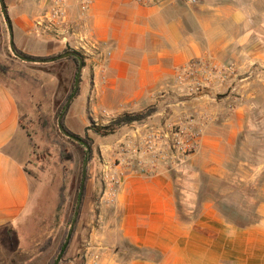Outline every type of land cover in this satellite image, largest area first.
<instances>
[{
  "label": "crops",
  "instance_id": "obj_1",
  "mask_svg": "<svg viewBox=\"0 0 264 264\" xmlns=\"http://www.w3.org/2000/svg\"><path fill=\"white\" fill-rule=\"evenodd\" d=\"M3 1L15 46L34 47L51 0ZM64 1L66 26L60 33L90 38L109 52L106 81H95L105 108L141 112L187 63L208 60L233 68L235 94L243 99L232 98V93L224 99L229 107L230 100L240 102L233 110L245 115L252 95L244 91L249 77L243 74L250 64L264 66V24L259 30L250 25L254 16L264 14L250 6L252 0H195L193 5L172 0L156 7L131 0ZM84 1L89 4L82 14ZM55 40L47 47H63ZM216 106L213 114H221L223 103ZM21 116L15 93L0 78V230L14 231L20 243L26 227L39 217L41 200V195L33 198L37 183L26 173L28 138ZM221 128L232 136L238 131L214 124L199 142L197 159L215 169L222 163L217 156L226 140ZM209 154L211 161L206 159ZM260 192L256 219L237 225L211 201L199 203L197 193L180 205L176 184L165 170L129 172L111 206H94L93 189L85 196L71 255H82L83 264H264V184Z\"/></svg>",
  "mask_w": 264,
  "mask_h": 264
},
{
  "label": "rangeland",
  "instance_id": "obj_2",
  "mask_svg": "<svg viewBox=\"0 0 264 264\" xmlns=\"http://www.w3.org/2000/svg\"><path fill=\"white\" fill-rule=\"evenodd\" d=\"M252 1L250 6L263 15L264 0ZM46 14L48 17L43 31L36 33L38 40L35 46L15 47L17 51L35 60L53 59L66 49H71L83 59L80 85L68 108L64 123L71 133L80 138L85 137L87 128L90 129L87 135L93 145L86 174L88 181L84 185V198L93 189L94 206L98 209L111 206L103 201L104 192L109 187L106 179L108 175H113L120 169L125 173H144L156 167L155 173L165 170L176 184L180 205L197 193L201 202L211 201L219 212L238 223L245 224L256 219L254 210L263 199L260 191L264 184V66L250 64L247 72L243 74L249 77L244 91L252 95L247 101L243 117L233 110L240 102L236 99L230 100L229 107L224 99L230 93L232 98L243 99V96L235 94L236 82H205L198 88L193 80L180 82L177 79L178 70L172 83L164 91L153 95L149 106L144 107L141 112L131 114H144L152 110L153 114L149 118L139 124L124 126L114 134L98 136L92 129L106 126L118 117L130 114L126 112L128 109L125 106L115 110L105 108L97 98L95 81L100 84L106 81L105 62L109 57L107 47L87 37H72L65 31L60 33L66 26L65 5L61 17L63 19L60 18L59 21L54 22L49 18L53 14L51 1ZM260 15L254 16L250 24L258 30L264 24V17ZM69 36L72 37L71 41ZM42 37L47 40L41 41ZM55 38L63 43V47H47L50 41H57ZM68 59L55 63L30 64L15 58L9 49V33L0 8V78L8 83L20 105L21 127L28 138L26 173L37 183L33 188V198L41 195L39 217L26 227L21 243L18 238L15 252H21L22 249L23 255H14L15 252L0 248V264H48L72 222L68 220L71 213L74 214L77 203L84 160H81V152L73 144L75 142H69L57 128V112L73 82L75 86V67ZM219 102L223 103L224 109L221 114L214 115V109ZM214 124L238 130L232 136L221 128L222 136L226 140L217 156L222 161L219 169L204 162V159H197L200 144L183 160L172 148L180 138L182 142L185 140L184 134L188 133L187 130L201 129V141ZM156 132L162 136V141L158 143V149L162 153L145 154L142 140L148 133ZM229 142L230 145L227 144ZM62 149L72 154L71 161L61 159ZM209 157L210 154L206 159L211 161L212 158ZM154 162L156 165L152 166ZM62 187L65 189V202L58 209ZM185 213L186 216L189 214L187 211ZM76 232L77 227L63 264H83L82 255L78 258L71 255ZM49 239L50 246L41 252L40 249Z\"/></svg>",
  "mask_w": 264,
  "mask_h": 264
},
{
  "label": "built area",
  "instance_id": "obj_3",
  "mask_svg": "<svg viewBox=\"0 0 264 264\" xmlns=\"http://www.w3.org/2000/svg\"><path fill=\"white\" fill-rule=\"evenodd\" d=\"M134 3L142 6V7H156L172 0H131ZM186 3L189 5L195 4V0H186ZM88 1H84L81 4V13L84 14L86 9L88 8ZM52 12L53 14L49 16L52 21H59L62 17V11L65 5L64 0H51ZM63 19V18H61ZM234 70L231 66L228 67H218L211 64L208 60H195L189 62L185 65L180 71L177 73V79L180 82L185 80H193L196 87H200L203 83H217V82H228L234 76ZM188 132L185 135V140L182 142L176 141L175 145H173V149L180 154V158L183 160L188 158L198 147L200 137L202 134L201 129H195L193 131ZM178 136V135H177ZM160 133H148L142 140V145L144 148L145 154H161L162 152L158 149V143L162 141ZM178 138V137H177ZM180 160V159H179ZM153 163V162H152ZM155 162L154 165L155 166ZM156 167H152V169L144 171H134L135 173L140 174H154ZM124 170L120 169L113 175H108L106 177L109 187L104 192V203L112 205L114 201V197L116 196L117 190L121 185L122 178L126 176ZM102 201V202H103Z\"/></svg>",
  "mask_w": 264,
  "mask_h": 264
},
{
  "label": "trees",
  "instance_id": "obj_4",
  "mask_svg": "<svg viewBox=\"0 0 264 264\" xmlns=\"http://www.w3.org/2000/svg\"><path fill=\"white\" fill-rule=\"evenodd\" d=\"M19 52V51H18ZM68 52H74L72 51L71 49H66L64 50V53H68ZM20 55H23L25 57H28V58H32L30 56H27L25 54H22L21 52H19ZM59 56V55H58ZM69 61H71L75 67V74H74V78L77 74V71H78V68H79V61L76 59V58H73V57H70L68 59ZM2 71H5L4 69H2ZM73 78V80H74ZM73 87H74V82L71 86V90L68 92V94L66 95L64 101L62 102L58 112H57V115L59 116V114L61 113L62 109L64 108V106L66 105L67 101L69 100V98L71 97L72 95V91H73ZM153 114V111L152 110H149L147 112H145L144 114H137V115H131V114H126V115H123L121 117H118L115 121L111 122L110 124L106 125V126H101V127H96L93 130L94 134L95 135H98V136H107V135H111V134H114L118 129L124 127V126H129V125H132L134 123H141L143 121H145L147 118H149L151 115ZM67 115V112L66 114L64 115L63 119H62V125L64 127V129L71 135H74L73 133H71L66 127H65V123H64V120H65V117ZM88 130L90 129H86V135L84 138H80L79 136L77 135H74L78 138H80L84 143H86L89 147H90V150L92 149V145H93V142L92 140L88 137L87 135V132ZM69 142H72L70 140H68ZM73 143V142H72ZM76 148L81 152V160L83 161L84 160V155L86 154L85 152V148L80 145V144H75L73 143ZM61 159L63 160H66V161H71L73 159V156L72 154L70 153H66V151L64 149H62L61 151ZM90 160H91V156H90ZM88 181V176H86V181L85 183H87ZM79 189H80V184H79ZM65 189L62 187L60 189V192H59V203H58V209H60L64 202H65ZM84 194H85V186H84V190H83V197H82V204H83V199H84ZM198 202L199 203H202L200 201V196H198ZM82 204H81V207H80V213H81V209H82ZM217 208V207H216ZM219 211V210H218ZM179 215L180 217H185L183 215V212L182 210L179 211ZM220 214L227 220L237 224V225H244L242 223H238L237 221H234L232 219H230L228 216H226L225 214L221 213ZM72 216H73V213H71L70 217H69V220L68 222H71L72 220ZM79 217H80V214H79ZM79 217L76 221V226L74 227V230H73V233H72V236H71V240H70V243L68 245V248L72 242V239H73V236L75 234V231H76V227L78 225V221H79ZM245 224H248V223H245ZM66 234H67V230H65L62 238H61V241L58 245V248L56 250V253L55 255L50 259V261L48 262V264H54L56 258H57V255L59 254V252L61 251L63 245H64V241H65V237H66ZM51 244V240L49 239L44 245L43 247L40 249L41 252L45 251ZM0 248H4L10 252H15L18 248V237H17V234L12 231V230H9V229H3V230H0ZM67 248V250H68ZM66 250V251H67ZM66 252L64 253V256H65ZM64 256L62 258V260L60 261L59 264H63L64 263Z\"/></svg>",
  "mask_w": 264,
  "mask_h": 264
},
{
  "label": "water",
  "instance_id": "obj_5",
  "mask_svg": "<svg viewBox=\"0 0 264 264\" xmlns=\"http://www.w3.org/2000/svg\"><path fill=\"white\" fill-rule=\"evenodd\" d=\"M0 8H1L2 15H3V19H4L5 24L7 26L8 33H9V49L15 58H17L21 62L30 63V64L55 63L57 61L65 60V59H68L70 57L76 58L79 61V68H78L76 78H75L74 91H73L71 97L69 98V100L67 101L66 105L64 106V108H63V110H62V112L59 115L58 120H57V128H58L59 133L63 137H65L66 139L82 145L86 150L85 159H84L83 166H82V175H81L79 195H78L77 203H76V206L74 209L73 219H72V222L69 226V229H68L65 241H64V245H63L61 251L59 252V254H58V256L54 262V264H59L60 261L62 260L63 256H64V253L66 252V250L68 248L74 227L76 226V221H77L79 214H80V207L82 204V197H83V190H84V185H85V180H86L87 168H88V164L90 162V156H91L90 147L86 143H84L80 138L69 134L64 129V127L62 125V119H63L64 115L66 114V112L68 111V108H69L72 100L74 99L75 94L77 93L79 85H80L81 72L84 68L83 59L79 54H77L75 52L64 53V54H61V55H59L53 59H50V60H35V59H31V58L25 57L23 55H20L18 53L15 45H14L12 26H11L10 20L8 18V13H7V10H6V7L4 5L3 0H0Z\"/></svg>",
  "mask_w": 264,
  "mask_h": 264
}]
</instances>
